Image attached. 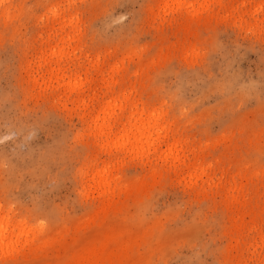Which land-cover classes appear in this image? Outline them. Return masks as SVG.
<instances>
[{
    "label": "rangeland",
    "instance_id": "374dc122",
    "mask_svg": "<svg viewBox=\"0 0 264 264\" xmlns=\"http://www.w3.org/2000/svg\"><path fill=\"white\" fill-rule=\"evenodd\" d=\"M0 221V264H264V0H0Z\"/></svg>",
    "mask_w": 264,
    "mask_h": 264
},
{
    "label": "bare ground",
    "instance_id": "6f19581e",
    "mask_svg": "<svg viewBox=\"0 0 264 264\" xmlns=\"http://www.w3.org/2000/svg\"><path fill=\"white\" fill-rule=\"evenodd\" d=\"M143 115L144 110L139 112V110L136 108L135 110L130 112V116L126 117L123 121L122 132L124 133V136L126 138L125 144H127V146L130 145L132 149H138L141 145H143V140L149 137L147 133L152 128L151 124L146 121L149 119V117L148 119L144 120ZM147 116H149V114ZM97 119V122L99 120L102 121V123L98 125V127L100 128V136H110L111 129L113 128V125L109 122L110 119L102 118L100 114L98 115ZM4 240L5 239L0 236V243H2Z\"/></svg>",
    "mask_w": 264,
    "mask_h": 264
}]
</instances>
